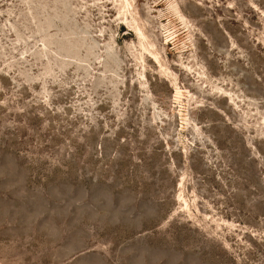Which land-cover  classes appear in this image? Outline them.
I'll return each instance as SVG.
<instances>
[{"label":"rangeland","instance_id":"rangeland-1","mask_svg":"<svg viewBox=\"0 0 264 264\" xmlns=\"http://www.w3.org/2000/svg\"><path fill=\"white\" fill-rule=\"evenodd\" d=\"M0 264H264V0H0Z\"/></svg>","mask_w":264,"mask_h":264}]
</instances>
